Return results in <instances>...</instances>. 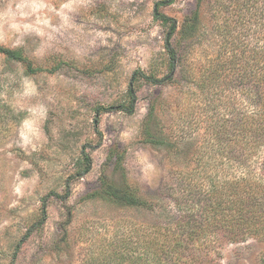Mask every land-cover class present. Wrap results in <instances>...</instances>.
Returning a JSON list of instances; mask_svg holds the SVG:
<instances>
[{"label": "rangeland", "instance_id": "374dc122", "mask_svg": "<svg viewBox=\"0 0 264 264\" xmlns=\"http://www.w3.org/2000/svg\"><path fill=\"white\" fill-rule=\"evenodd\" d=\"M198 2L0 0V45L40 68L0 55V264H85L151 220L144 208L102 199L104 185L129 184L149 201L184 175L200 181L199 157L227 100L195 83L220 45L219 1L201 0L202 35L184 40L191 69L183 59L174 79L143 77L168 76L167 36L180 46ZM151 107L152 132L167 145L146 141ZM86 156L91 168L80 175ZM263 251L253 238L229 244L220 264H264Z\"/></svg>", "mask_w": 264, "mask_h": 264}, {"label": "trees", "instance_id": "16d2710c", "mask_svg": "<svg viewBox=\"0 0 264 264\" xmlns=\"http://www.w3.org/2000/svg\"><path fill=\"white\" fill-rule=\"evenodd\" d=\"M217 1L218 12L225 13L217 30L220 45L206 60L205 69L198 72L200 81L195 83L202 91L218 88L215 94H223L227 100L225 112L217 114L211 124L209 150L199 157V165L203 160L200 181L184 175L182 184L171 191L161 187L152 191L149 201H143L139 188L129 184L104 185L95 192L102 199L120 207L144 208L151 220L144 225L135 221L129 234L111 242L110 249L88 258L85 264H220L222 250L229 244L250 238L264 243V0ZM200 7L201 0L182 24L179 47L167 36L168 76L144 75L147 81L162 84L174 79L183 59L189 60L191 69L192 52L184 40L202 35ZM159 16L170 20L165 14ZM176 28L174 23L171 29ZM0 55L26 63L30 72L40 69L33 67L19 48L0 45ZM189 75L194 78L190 70ZM129 94L131 102L122 109L131 114L136 91L131 87ZM154 110L151 107L145 120L150 136L146 141L167 145V140L152 132ZM85 159L80 175L91 168V158ZM21 246L22 242L16 249ZM261 259L264 263V251Z\"/></svg>", "mask_w": 264, "mask_h": 264}]
</instances>
